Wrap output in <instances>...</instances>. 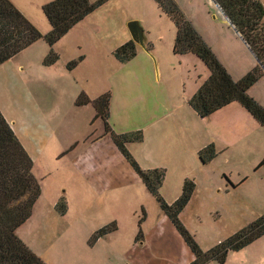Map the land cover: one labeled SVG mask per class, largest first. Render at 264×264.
<instances>
[{"label": "rangeland", "instance_id": "374dc122", "mask_svg": "<svg viewBox=\"0 0 264 264\" xmlns=\"http://www.w3.org/2000/svg\"><path fill=\"white\" fill-rule=\"evenodd\" d=\"M10 1L42 34L50 32L51 26L43 8L52 0ZM97 1L90 0L91 3ZM260 1L264 5V0ZM218 14L221 17L220 13ZM99 18L104 21L99 23V51L95 48L96 39L91 34L87 36L85 34L83 42L86 49L83 48L82 51L75 46L76 42L74 43L73 39H66L67 41H64L66 43L58 45L57 51L54 49L59 55L56 66L47 68L43 63L51 48L43 40L33 46L35 56L29 58L33 64L24 76L28 93L21 95V101L32 105L36 122L40 125L36 129L38 132L42 133L43 130L48 129L46 124L51 119L53 122L61 121L64 115L76 106L77 99L84 94L79 91L74 100L71 98L76 89L78 74L82 77L83 73H95L94 63L97 59H99V81L110 79L116 69L112 55L108 54L103 44L105 43L103 36L109 30L113 33L116 27H128L132 22H136L142 29L143 43L148 38L160 52L168 69V79L177 86L178 90L181 89L180 97H187L190 94L192 83L182 88L180 63L172 51L175 25L162 13L154 0H106L99 8ZM78 30L80 29L70 33V38H74L75 41L81 39L82 32ZM111 43L110 40L109 44ZM80 57H83V61L85 59V65L82 71H77L73 75L71 72L77 68L69 71L66 66ZM190 62L197 66L193 61ZM203 66L199 64L197 69L204 71ZM199 70L192 68L191 73H199ZM188 75L190 74L187 73ZM100 87L101 84L99 89ZM107 93L111 94V90H107ZM252 95L264 105V83L260 84ZM187 106L188 110H192L189 105ZM224 110L210 117L215 118L216 131L214 126L207 125L206 121L202 123L190 116L186 118L183 114V118L187 119L188 129H196L197 137L192 141V152L185 162L183 173L178 178L177 190L180 191V186L188 179L194 182L198 195L183 211L180 220L203 251L210 250L264 215V164H262L264 136L260 137L252 130H246L240 120L236 121ZM95 117V108L90 105L82 110L75 128H64L54 139L45 137V133L42 135L36 133L35 129L31 132L39 137L38 143L47 145L41 160H37L33 170L34 176L41 185L43 203L48 205L56 195L58 198H65L67 203L71 201L72 208L68 217L63 219V227L65 224L74 223L77 218L82 219L86 227L84 228L89 231L96 232L109 225L110 222L99 228L101 225L99 202L102 203V210L106 213L102 223L109 221L107 217L112 214L120 216L119 221H123L126 232L136 233L135 239L130 240L128 246H124V253H120L121 264H190L193 258L191 251L142 184L137 173L115 146L111 134L105 133L103 121L95 120ZM120 124L127 128L124 132L131 133L136 132L130 130L138 123L130 114ZM227 126L232 128L231 131L229 130V135L224 133ZM113 133L120 135L114 131ZM213 135L220 144L213 141L211 137ZM209 146L213 147L216 156L203 164L199 153ZM129 152L131 153L130 150ZM75 170H83L87 177H92L93 185L110 188L101 199L99 196H96V199L92 198L88 191L89 187L83 179H79ZM169 184L175 186V179L170 177L168 180L169 192L160 191L167 203L166 198L173 199L172 196L176 195L173 194L174 189ZM80 195L89 199L82 202L79 199ZM163 195H166V198ZM119 221H113L116 227ZM140 229L143 240L137 242L136 237ZM17 236L22 242L28 243L32 252L38 257L49 254L50 246L39 242L32 226H24ZM95 244L89 247H94ZM262 244L264 242L260 243L259 247H251V245L239 252L230 253L226 264H264ZM69 250L73 251L70 248Z\"/></svg>", "mask_w": 264, "mask_h": 264}, {"label": "crops", "instance_id": "0c3cea01", "mask_svg": "<svg viewBox=\"0 0 264 264\" xmlns=\"http://www.w3.org/2000/svg\"><path fill=\"white\" fill-rule=\"evenodd\" d=\"M175 1L235 81L241 80L257 66L258 63L255 56L245 45L239 34L235 32V29L223 17L213 0ZM218 13H220L221 17ZM220 18L222 19L221 22ZM100 22L104 21L99 18L98 9L75 26L53 49L57 51L60 43H66L64 42L67 41L66 39H73L74 43L76 42L75 46L82 51L83 48L86 49L83 42L85 34L86 36L91 34L96 39L97 47L95 46V48L99 51ZM76 29H80L78 31L82 32L81 39L79 41L77 40L78 42L74 38H70V33L76 31ZM110 32L111 30L103 36L105 42L103 44L108 50V54L113 57L114 51L131 41L132 36L127 26H118L115 32ZM110 40L112 41L111 44H109ZM38 43L40 42L33 44L0 66V111L33 160L34 168L37 160H41L47 145L38 143L39 137L31 132L35 129L36 133L40 135L45 133V137L54 139L64 128H75L78 118L82 115V110L92 105L83 107L74 106L64 115L61 121L53 122L51 119L46 124L48 129H42V133L36 130L40 127L36 122V114L30 103L21 101V95H25L26 92L28 93V87L24 84V76L28 72L27 69L33 64L29 58L35 56L33 46H36ZM46 53L45 50L44 54L46 55ZM174 57H178L180 63L179 67L183 82L182 88L192 83L190 94L187 97H180L181 89L178 90L177 86L173 85L171 80L168 79V69L163 62L162 56L148 38L145 39L143 47L137 44V56L130 62L120 64L114 57L112 58L116 71L108 81H99V59H97L96 63H94L95 73H83L82 77L78 74V80L75 82L77 90L75 89L71 96L72 100H74L79 91H81L85 96L87 95V98L94 101L103 95L104 92L107 93V90H111L110 117L108 121L111 131L113 130L118 134L126 133L124 130L127 128L122 126L120 122L127 119L130 114L135 117L138 124L130 131L143 130L144 141L140 144L128 145V149L143 170L163 169L166 171V178L161 188V193L169 192L167 186L168 180L170 177L175 179V186L169 185L174 189L173 194L175 193L176 195H171L173 199H168L166 195H163L169 204L174 203L181 195L183 185L180 186V191L177 190V181L183 173L185 162L192 152V141L197 137L196 129H188L186 118L190 116L192 119H198L202 123L206 121L208 123L207 125H213L215 128L214 131H216L215 118L210 117L219 112H216L208 118L201 119L191 108L189 105L191 98H193L208 80L210 73L205 65L192 54L182 56L174 55ZM190 61H193L197 66L199 64L204 65V71L197 69V66ZM84 65L85 59L71 73L74 75L77 71H82ZM47 68H54V66ZM192 68H196L197 71L199 70V73H191ZM187 73L190 75L187 76ZM262 83H264V78L252 87L248 93L264 107L263 103L252 95V92ZM99 84H101L100 89ZM187 105L192 110H188ZM223 109H225L224 111L226 113H230L236 121L240 120L245 128H247L246 130H252V132L260 135V137L264 136V128L258 125L239 104L233 103ZM183 114L186 118H183ZM118 118L121 119L120 122ZM229 126L226 127L224 132L227 135L232 130ZM211 137L213 141L220 144L214 135ZM82 167H87V165H82ZM75 173L79 179H83V182L87 184L92 198L96 199V196H99V199H101L104 193L110 188L93 185L92 177H87L83 170H75ZM197 195L198 193L195 191L189 205L193 203ZM60 199L56 195L46 205L43 203L42 197L41 199L39 198L34 207L32 217L21 227L32 226L39 242L50 246L49 254L40 255L42 260L47 264H121L122 256L120 253H124V246H128L130 240L135 239L136 233H127L125 225L123 221H119L120 216L118 215H110L111 213H108L110 215L107 217L109 221L102 223L103 216L106 213L102 210V203L99 202V219H101L99 228L108 222L110 224L111 221L114 223V220H118L119 223L115 232L99 239L94 247H89L88 241L95 232L85 229L86 227L83 225L82 219L79 220L78 218L74 223L69 225L65 224L63 227V219H66L70 214L72 204L69 200L67 203V213L61 216L55 209ZM79 199L84 202L89 198L85 199L80 195ZM21 228L18 229L17 233ZM262 239L264 237L250 246L259 247L260 243L264 242ZM24 244L29 249L31 248L28 243ZM262 247L264 250V244H262ZM69 248L73 251H70Z\"/></svg>", "mask_w": 264, "mask_h": 264}, {"label": "trees", "instance_id": "16d2710c", "mask_svg": "<svg viewBox=\"0 0 264 264\" xmlns=\"http://www.w3.org/2000/svg\"><path fill=\"white\" fill-rule=\"evenodd\" d=\"M154 1L175 25L174 55L192 54L205 65L210 73L208 80L189 102L197 115L205 119L237 103L258 125L264 128V107L248 93L264 78V5L262 2L260 0H213L227 17L231 27L260 62L241 80L235 81L175 0ZM105 2L106 0H98L95 3H91L90 0H52L43 8L51 30L47 34H42L10 0H0V66L43 40L51 48L43 64L45 67H52L59 61V55L53 48L75 26L98 10ZM136 56L137 44L133 40L113 53V57L120 64L128 63ZM82 62L83 57H80L68 63L66 68L73 71ZM110 101V93H105L94 101L82 94L75 105L77 107L90 104L94 106L97 112L95 120L103 121L105 133L111 134L115 146L137 173L145 188L191 251L194 259L190 264L211 262L225 264L229 253L239 252L264 237V215H262L220 244L208 251H203L180 220L181 214L194 195L196 189L194 182L185 180L180 197L172 204L167 203L160 193L166 171L143 170L129 152L128 145L140 144L144 141L142 131L120 135H115L111 131L108 124ZM215 156V150L210 146L199 153L203 164L213 160ZM33 168V160L0 111V264H46L17 236L18 229L32 217L34 207L41 197V185L33 174ZM55 209L61 216L67 213L68 206L65 198L58 201ZM116 230L115 223L103 227L94 233L89 245L93 246L99 239ZM142 240L143 233L140 229L136 241Z\"/></svg>", "mask_w": 264, "mask_h": 264}, {"label": "water", "instance_id": "95a60500", "mask_svg": "<svg viewBox=\"0 0 264 264\" xmlns=\"http://www.w3.org/2000/svg\"><path fill=\"white\" fill-rule=\"evenodd\" d=\"M214 2V1H213ZM214 4L216 5V7L218 8V10L220 11V13L223 15V17L227 20V22H229V20L227 19V17L225 16V14L223 13V11L218 7V5L214 2ZM230 24V22H229ZM129 32L132 36V40L143 47V31L142 29L138 26V24L136 22H132L129 24L128 26ZM236 32V31H235ZM256 58V57H255ZM257 63L260 64V62L256 59Z\"/></svg>", "mask_w": 264, "mask_h": 264}]
</instances>
